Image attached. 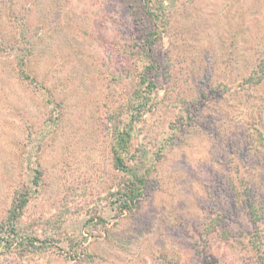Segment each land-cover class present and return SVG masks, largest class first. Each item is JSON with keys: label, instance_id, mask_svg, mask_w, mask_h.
Wrapping results in <instances>:
<instances>
[{"label": "rangeland", "instance_id": "rangeland-1", "mask_svg": "<svg viewBox=\"0 0 264 264\" xmlns=\"http://www.w3.org/2000/svg\"><path fill=\"white\" fill-rule=\"evenodd\" d=\"M148 1L0 0V264H264V0Z\"/></svg>", "mask_w": 264, "mask_h": 264}, {"label": "trees", "instance_id": "trees-1", "mask_svg": "<svg viewBox=\"0 0 264 264\" xmlns=\"http://www.w3.org/2000/svg\"><path fill=\"white\" fill-rule=\"evenodd\" d=\"M146 10L150 9L149 7V1L147 0L146 2ZM148 13V11H146ZM119 139V138H118ZM120 140H124V137H121ZM114 164L115 167L119 170H123L125 171V162L123 159H120L119 157H115L114 158ZM135 180H131L130 182H128V184L125 186L124 190H123V196H122V206H123V210L122 211H130L131 208H133V206L137 203V201H139V199L142 197L143 193V183L144 180L142 177H135ZM28 202V199L25 197V199H19V202L16 204H13L10 211H9V215L7 217L8 221H16L17 218L20 216V214L22 213L24 207L26 206ZM249 202V201H248ZM250 204V203H248ZM253 204H251L250 206H252ZM31 245V250L34 249V243H29ZM33 248V249H32Z\"/></svg>", "mask_w": 264, "mask_h": 264}]
</instances>
